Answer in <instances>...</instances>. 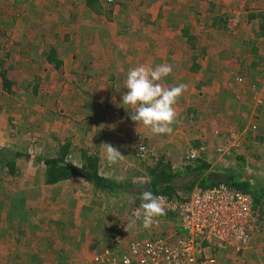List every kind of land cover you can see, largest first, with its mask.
<instances>
[{
  "label": "rangeland",
  "instance_id": "1",
  "mask_svg": "<svg viewBox=\"0 0 264 264\" xmlns=\"http://www.w3.org/2000/svg\"><path fill=\"white\" fill-rule=\"evenodd\" d=\"M17 1L20 0H0V31L3 32L0 33V65L7 62L8 67H15V71L9 74V80L13 83L10 91L5 88L4 82L0 85L3 90L1 95L7 98L0 99V264H92L94 258L105 249L102 246L112 242L108 239L114 228L127 227L133 199L128 200L123 195L117 200L100 193L95 196L96 200L93 196L96 192L90 190V185L81 179L44 185L42 174L45 168L42 164L38 165L37 156H58L61 145L71 143L72 149L67 159L79 165L81 150L106 153L102 145L114 147L108 136L122 129L129 132L133 127L128 124L131 120L129 112L120 106L126 90H120L118 86L115 88L111 105L113 111L119 108L118 114L109 123L96 126L94 124H97L99 114H89L88 111L95 110L82 108L83 97L77 87L79 80L83 75L94 76L83 88L93 89L91 100L98 101L100 96L95 89L99 81L106 84L109 72L129 66L127 59H135L140 53L154 52L158 58H165L167 53H171L177 61L174 66L184 60L183 56L190 60L191 56L186 55L190 45L185 43L181 32L184 24L195 28L199 49L217 43V46L214 44L216 51L206 52L215 57L212 63L229 69L228 75H232L230 79L234 86L228 90L229 95H225L226 104L218 102L219 107L210 117L204 118L198 114L197 118V115L191 116L192 113L187 115L186 111L176 109L177 102L178 123L173 125L172 134L152 135L149 138L145 129L138 130L140 135L129 137L131 142L154 147L159 156L156 159H143L146 162L139 160L129 143L133 151L130 161L134 162L128 165L129 168L124 167L125 171L129 169L127 176L139 173L144 177L142 181L147 183L149 168L162 155L173 161L175 169L183 168L188 150L195 146L196 139H200L202 144L208 142L211 149L207 159L214 166L211 168L213 180L221 179L219 177L224 169H239L238 166L242 164L238 165L235 157L245 154L248 159L242 165L244 170L264 181V39L255 37L257 20L250 22L248 19L250 13L264 11V0H177L179 7L174 9H161L163 0H118V4L122 3L119 8L114 7L113 23L107 16L100 19L85 11L76 14L78 7L86 6L83 0H29L22 4ZM103 1L107 4L108 0ZM56 4L63 8L58 10ZM28 7H31L30 11L35 7V20L31 18ZM197 13L200 16L194 18ZM216 16L223 19L220 28L212 26ZM28 18L37 25L35 33L32 31L28 34L18 27L23 26ZM66 18L69 19L67 22ZM107 25L113 29L110 27L112 30H107ZM126 27L130 28L129 32ZM55 34L58 35L54 37ZM57 40H61V49L65 44L71 46L70 51H64V59L70 54L75 55L67 71L65 64L60 71L39 70V66L44 68L43 64L27 62L21 59L16 48L13 49L17 42H25L27 45L21 47V52L27 50L26 55L31 56L29 49H33L35 54L32 53V59L36 60L40 52L48 50ZM166 41L171 42V46ZM8 53H11L9 57ZM217 56L221 59H217ZM119 58L122 60L115 64ZM142 61L147 64L145 59ZM236 65H241V72L235 70ZM73 71L78 72L79 77ZM202 77L207 79L206 75ZM119 79L117 77L113 83L120 85L122 81ZM218 82L217 79L211 84L217 86ZM37 84L38 90L35 91ZM210 91L214 94H205L211 99H223L215 95L217 88ZM185 98L189 99V96ZM15 107L17 110H13ZM181 114L185 115V119H180ZM258 114L261 117L256 116ZM66 117H71L73 121L89 117L88 120H93L94 124L86 122L78 125V120L72 123L71 128L64 122ZM58 118L64 119L60 127L56 122ZM253 125L257 126L254 130ZM89 127L92 130L88 131ZM53 134L62 138L61 145L53 141ZM226 144L229 148L225 152L216 153V146ZM232 145L237 147L233 148ZM16 153L23 156L16 159L14 169L17 173L13 175L6 163L12 164ZM254 155H257L255 159ZM130 165L134 166L132 171ZM111 167L108 171L103 166L101 175L112 174L117 179L123 176L121 163ZM140 183L136 179L134 184ZM174 183L184 185L182 180ZM220 254L219 261L225 264H264V223L263 231L253 238L242 256L232 250Z\"/></svg>",
  "mask_w": 264,
  "mask_h": 264
},
{
  "label": "trees",
  "instance_id": "2",
  "mask_svg": "<svg viewBox=\"0 0 264 264\" xmlns=\"http://www.w3.org/2000/svg\"><path fill=\"white\" fill-rule=\"evenodd\" d=\"M123 1V0H122ZM86 7L93 12L94 15L104 17L107 16L109 20L113 19V8L118 2L114 0L107 1V4H103L101 0H84ZM122 3V2H120ZM119 3V4H120ZM154 4V2H153ZM124 7V5H123ZM179 7V4L177 3V0H163L162 6H160L161 9H169V8H177ZM193 8V7H191ZM199 13H197L194 18H198ZM248 19L250 22H253L257 20V27L255 29V37L256 39H264V11L259 12H253L248 15ZM199 21V20H198ZM223 24V19L219 16L214 17L213 27H219ZM223 27V26H222ZM129 28V27H126ZM222 29V28H221ZM130 28L128 29L129 32ZM182 36L186 39L185 43L190 45L189 52L186 53V55L191 56L190 60L187 61L188 57L183 56L184 60H182L177 67L174 66L175 59L171 55V53H167V56L165 58H158L155 56V53H143L138 54V56H135L134 58L127 59V64L129 66H126L124 68H121L120 71L113 70L112 73L109 72L108 74V80L106 81H99L97 85V93L100 96L98 101H92L91 99L94 96V91L92 90H85L83 87L90 82L94 76H84L83 78L79 80L78 88L81 92V95L83 97L82 99V108L84 110H87L91 108L95 111H88L90 113H97L99 110V104H101L102 101L109 104L112 102L114 94H115V88L120 87V90H126L123 87V80L126 78L127 72L129 69L134 68L138 65H148L151 67H155L159 64H168L173 67V73L165 78L162 83L164 86H171V85H178L180 83H185L188 85V88L191 87L194 80V74L199 72L202 69V65L199 61L205 58L207 54V50L209 52H212L215 48V45L217 46V43H213V45L206 46L207 48L199 49L197 41L198 35H194L196 33L194 27L185 26L181 29ZM126 35V33H124ZM168 45L171 46V42L166 41ZM23 44L21 42H17L14 46L19 51V55L23 59H27V62H37L38 64H44L51 65L55 68V70L60 71L62 67L64 66V62L61 58V54L59 52L58 47L52 46L48 50L44 51L42 54L38 56L37 60L34 61L32 57L34 58L35 51L33 49H29L30 52L28 53L31 56L26 55V51L21 52V47ZM25 44L24 46H26ZM18 47V48H17ZM256 48V47H255ZM216 51V50H215ZM33 53V54H32ZM11 53L7 54V57H9ZM209 56V55H208ZM109 55L105 57L108 59ZM156 57V58H154ZM150 58V59H149ZM186 58V59H185ZM103 59V56H102ZM143 59L147 62V64L143 63ZM122 59H117V62L115 64H119ZM41 61V62H40ZM199 61V62H198ZM119 62V63H118ZM135 65V66H134ZM95 67V66H94ZM93 68V67H92ZM100 70V69H99ZM118 70V69H117ZM13 71H15V67L9 66L8 63L5 62L3 65H0V78L3 80L5 88L10 91V86L13 84L9 80V74H11ZM94 71V70H92ZM105 72V71H104ZM99 74L98 72H96ZM73 74L77 77H79L78 72H74ZM119 77L120 81L122 83L120 85H116L113 83ZM78 82V81H77ZM104 82V83H103ZM204 84H200L199 86L202 87ZM198 86V87H199ZM38 90V84L35 85V91ZM118 90V89H117ZM116 90V91H117ZM119 108H116L115 111L112 110V106L107 105L106 109H100L99 112L103 113L104 115L96 120L100 123L107 122L110 120H113L115 116L118 114L117 110ZM189 108L187 107V112ZM61 110V109H60ZM98 112V113H99ZM192 113L195 115L196 113L190 111L188 115ZM123 114H126L125 112ZM63 115L66 116L65 113ZM98 115V114H96ZM53 116H57L56 114H53ZM52 116V117H53ZM64 118V117H63ZM89 118V117H88ZM88 118L83 117L82 119L74 120L71 117H66L64 122H67L71 127L72 123H76L77 121L81 124H85L86 122H93V120H88ZM93 118V117H92ZM68 119V120H67ZM62 118H58L56 120L58 127H60L59 124L62 122ZM76 125V124H74ZM88 125V124H87ZM62 126V125H61ZM67 128V127H66ZM92 130V127L88 128V131ZM53 141H57L60 145L63 143L62 138H57V135H52ZM55 143V142H54ZM130 146L134 148V152L136 153V156H138L139 160V149L142 147L144 143H139L136 141H129ZM203 144L206 146L208 145V142H203ZM202 145L200 139H196L195 147L199 148ZM53 146V145H52ZM61 150L59 151L58 156L52 157V156H43L39 155L37 156V163L38 165L42 164L45 168L42 178V181L44 185H57L62 182H67L69 180L73 179H84L87 183H89L95 192L99 193H106L110 197L113 198H120L121 196L127 194L128 195V186L126 184L119 183L118 181L110 180L109 178L102 176L100 173V156L98 153H89L86 149L81 150V158H82V165L78 166L68 161V156L71 153L72 145L71 143H65L64 145H61ZM146 146V145H145ZM149 146V145H148ZM210 153V150H209ZM23 156L21 153H16L15 156L12 158L15 159L12 164L10 162L6 163L9 165V172L13 175L17 173V171L14 169L16 166V159ZM159 156V155H158ZM204 156V154H203ZM206 156V155H205ZM254 159L256 156L254 155ZM260 158V157H257ZM235 159L238 160L239 163L244 165L248 159L247 155H236ZM147 160V159H146ZM146 160H143L146 162ZM242 165L238 166L239 169H224L223 175H220L219 180H213L212 178V163L206 158L203 157L201 159L196 160L193 164L183 166L181 169H175L171 161L167 159L165 155H162L159 157L158 161L155 163L154 166H151L148 170L149 173V179L146 181L147 183L144 184L145 190H150L154 195L163 194L170 198H175L178 196V193H184L185 196H187L195 187H199L202 189H209L212 187H215L221 183H225L229 187L238 190L243 193H247L253 196L254 198V204L255 208L259 212L260 220L262 223H264V181L253 174H248ZM41 172V170H40ZM193 179L191 181H186L189 179ZM184 179H186L184 181ZM176 180H182L184 185H176L174 182ZM181 182V181H180ZM136 185V184H135ZM139 185V184H138ZM121 194V195H120ZM138 200L134 201V203L141 202L140 195L137 196ZM263 231V230H262ZM113 239V235L111 234L109 240ZM112 246V242L108 247ZM241 256V255H240ZM93 264V263H92Z\"/></svg>",
  "mask_w": 264,
  "mask_h": 264
},
{
  "label": "built area",
  "instance_id": "3",
  "mask_svg": "<svg viewBox=\"0 0 264 264\" xmlns=\"http://www.w3.org/2000/svg\"><path fill=\"white\" fill-rule=\"evenodd\" d=\"M215 148L222 153L229 147ZM209 150L204 144L190 148L186 164L207 158ZM139 157L158 158L155 148L145 145L139 149ZM156 196L162 198L165 214L147 229L139 220L128 232L124 226L114 228L112 246L101 251L94 264H225L219 261L220 253L232 250L242 256L263 230L253 196L225 183L209 189L195 187L187 196ZM140 204L133 202L130 218Z\"/></svg>",
  "mask_w": 264,
  "mask_h": 264
},
{
  "label": "clouds",
  "instance_id": "4",
  "mask_svg": "<svg viewBox=\"0 0 264 264\" xmlns=\"http://www.w3.org/2000/svg\"><path fill=\"white\" fill-rule=\"evenodd\" d=\"M172 73L173 67L168 64H159L155 67L141 64L129 69L123 80V87L127 92L122 95L120 106L129 112L130 119L138 127L147 129L152 135H170L174 131L173 125L178 123L175 105L188 85L180 83L164 86L162 81ZM101 147L105 150L110 164H117L124 158L121 152L110 144ZM184 161L185 166L194 163L186 164L185 159ZM140 198V207L127 222V232L136 227L138 220L142 227L147 229L158 217L165 214V205L161 197L154 195L150 190H144Z\"/></svg>",
  "mask_w": 264,
  "mask_h": 264
},
{
  "label": "crops",
  "instance_id": "5",
  "mask_svg": "<svg viewBox=\"0 0 264 264\" xmlns=\"http://www.w3.org/2000/svg\"><path fill=\"white\" fill-rule=\"evenodd\" d=\"M28 2L29 0H20V1H17L18 3H20V4H22V2ZM84 1V0H83ZM101 2H102V0H101ZM108 2H109V0H108ZM116 2H118V0H116ZM70 3H73V2H70ZM103 4H106V3H104V1L102 2ZM159 4V3H158ZM56 6H58V10L59 9H62L63 7L60 5H57L56 4ZM161 6H162V3H161ZM114 7H118L119 8V4H116ZM29 8H31V7H28L27 9L29 10ZM34 8V9H33ZM32 8V11H30L29 10V12H31V18H33L34 20H35V17H34V14H35V7H33ZM78 11L76 12V14H79L80 12H82V11H85V12H89V13H91V14H93V12L92 11H90L86 6H84L83 8H81V7H78V9H77ZM41 11H42V9H41ZM53 11V10H52ZM114 12H116L115 11V8H113V16H114ZM53 14H55L54 12H53ZM94 15V14H93ZM94 16H96V15H94ZM97 18H100V19H102L103 17H100V16H96ZM54 20L56 21L57 19H56V17H54ZM69 19H67L66 18V22L68 21ZM144 20L145 19H143L142 20V22H144ZM112 23H113V19L112 20H110ZM30 22H32L31 21V19L30 18H28V21L27 22H25L24 24H23V26H18L19 28H21L23 31H25V32H28V34L30 33V32H34L35 33V27L37 26V25H35V23L34 22H32V24L30 23ZM94 22H96V23H100L101 21H98V20H94ZM109 25V24H108ZM107 25V30L109 29H111L112 28V26H108ZM111 25V24H110ZM185 26H188L187 24H184ZM113 29V28H112ZM111 29V30H112ZM0 33H3L2 31H0ZM58 34H55L54 35V37H56ZM68 37V36H67ZM112 37V36H111ZM67 43V42H66ZM23 45H22V47H24V45H25V42L24 43H22ZM56 44H58V45H56ZM61 44V40H57L56 42H54V45L53 46H56V47H58V49L60 48H62L61 46H63L62 44ZM18 48V47H17ZM71 46H66V44H65V46H64V48L63 49H61V52H60V54H61V58H62V60H63V62H64V64H65V70L67 71V68H68V65L71 63V61L73 60V58H75V55H68L67 57L65 56V59H64V57H63V53H64V51L66 50V53L68 52V51H70L71 49ZM13 49H15V46H14V48ZM214 49V48H213ZM215 50V49H214ZM44 52V51H43ZM43 52H40L41 54L43 53ZM210 53V52H209ZM40 54H38V56H39ZM20 56V55H19ZM167 56V55H166ZM21 57V56H20ZM218 57V58H217ZM216 58L217 59H221V57H219V56H217ZM21 59H23V58H21ZM27 60V59H26ZM36 60H37V58H36ZM36 60H34V61H36ZM117 60V59H116ZM212 60H215V57H213V56H206L205 58H203L202 60H200L199 59V61H200V63H201V65H202V69L199 71V72H197L196 74H194V80H193V84L191 85V87L190 88H187V90L182 94V99H179L178 100V106H177V110H182V111H186L187 112V107L189 108L188 110V112L186 113L187 115L189 114V112L190 111H192V112H194V113H196L195 115H197V118H198V114H200V115H203V117L204 118H207V117H210L211 115H212V112L217 108V107H219L218 105H217V103L218 102H220L221 103V105H224V104H226V97H225V95H227L228 94V90L230 89V88H232V86H234L233 85V83L231 82V79H230V77L232 76H229L228 74H229V69H227L226 67H223V66H219V65H216L215 63H212L211 61ZM31 62H32V60H30ZM198 61V62H199ZM206 61H207V63H206ZM117 62V61H116ZM119 63V62H118ZM206 63V64H205ZM209 63V64H208ZM38 64V63H37ZM44 65V68H43V66H39V70H41V69H46L47 68V70H55V68L54 67H52L51 65H47L46 63H44L43 64ZM210 65H212L211 67H209ZM178 66V65H177ZM177 66H175V67H177ZM240 67H241V65H236L235 66V70H238V71H240L241 69H240ZM242 68V67H241ZM121 69H119L118 68V70H116L117 72L118 71H120ZM204 72V73H203ZM241 72V71H240ZM207 76V79H204V77H202L201 78V76ZM209 75H211V76H209ZM239 78V76L237 75V77H236V79H238ZM1 79V78H0ZM217 79H218V85L216 86V85H213V84H211V81L212 82H214V81H216L217 82ZM3 83V81H2V79H1V81H0V85ZM200 84H204V85H202V87L201 86H199ZM235 84H237V82L235 83ZM210 85H212V86H210ZM199 86V87H198ZM217 88V93H215V95H217V96H221L223 99V101L222 100H215V99H211L209 96H207L206 94H205V92L206 93H213L214 94V92H211L210 90L211 89H216ZM220 88V89H219ZM2 89H0V99H2V98H4L2 95H1V93H2V91H1ZM227 90V91H226ZM126 92H127V89H126ZM230 93V92H229ZM229 95V94H228ZM7 96V95H6ZM187 96H189V99H186L185 97H187ZM8 97V96H7ZM5 100L7 99V98H4ZM184 99V100H183ZM229 100V99H228ZM187 101H190V102H192V103H187ZM195 101H197V102H195ZM14 104H15V102H14ZM104 104V105H103ZM100 106H99V110L100 109H106V106H107V103H101V104H99ZM108 105H110V106H112L111 105V103L110 104H108ZM1 106H2V103H1V101H0V108H1ZM23 107V106H22ZM21 107V108H22ZM20 108V109H21ZM19 109V110H20ZM13 110H17V107H15V109H13ZM99 110L97 111V114H99V118L100 117H102L103 116V113H101V112H99ZM112 110H113V108H112ZM99 112V113H98ZM182 115V118H180V119H185V115H183V114H181ZM127 116V114H125V117ZM191 116H194L193 114H191ZM256 116H258V117H261L259 114L258 115H256ZM211 119L213 120V117H211ZM89 124V123H88ZM93 124H94V122H93ZM132 128H131V130L128 132L127 131V129H122L121 130V132H118L117 134H111V135H109L108 137H109V140H111L112 141V143H114V147L115 148H117L120 152H121V154H122V156H124V158H122L118 163H121L122 164V170H121V175H123V176H121V177H124L123 179H121V177L120 178H116V177H114V175H112V174H108V176H105V177H107V178H109L110 180H114V181H118L119 183H122V184H126V186H128V195L127 194H125V196H127L126 198L129 200V199H133V201H131V202H134V201H136V200H138V198H137V196L138 195H140L141 194V191L140 190H143V189H145L144 188V181H142V179L144 178L143 177V175H136V174H134V176H127L128 174H126L127 172V170H129L128 168V165L129 164H133V162L134 161H130V159H132V155H133V151H131V148H130V146H129V139L130 138H132L134 135H137V134H139L140 135V133H138V130H141V131H144L145 130V128H143V127H138V125H136L132 120H130V122L128 123ZM89 125H91V123L89 124ZM94 125H96V126H103V124L102 123H100L99 124V121H97V124L95 123ZM129 125H127L126 127L127 128H129ZM109 130V129H108ZM135 133V134H134ZM148 133H149V131L147 132V135H148ZM151 136H152V134H150L149 133V138H151ZM130 137V138H129ZM98 153V155L100 156V171H102V167L104 166V168L103 169H107L108 171H110V167L111 166H113V164H110L109 162H108V160H107V158H106V153H102V152H100V151H98L97 152ZM166 154H169V152L168 153H166ZM257 156V155H256ZM117 163V164H118ZM171 163H173V161H171ZM80 165H82V158H81V162H80V164L78 165V166H80ZM103 165V166H102ZM173 165H174V163H173ZM125 166H127L128 168H127V170L125 171V169L126 168H124ZM131 167V171L133 170V168H134V166L133 165H130ZM214 166L212 165V167L211 168H213ZM112 168V167H111ZM103 172V171H102ZM123 173H125V174H123ZM104 175H106V173L104 174ZM103 176V175H102ZM132 178H135V180L133 181V179ZM81 178H79V179H73V180H69V181H67V182H76V181H79ZM136 179H139V181H141L142 183H140L139 185H135L134 183H135V181H136ZM81 180H84V179H81ZM124 180V181H123ZM85 181V180H84ZM86 182V181H85ZM64 183H66V182H64ZM87 183V182H86ZM60 184V183H59ZM62 184V183H61ZM89 184V183H88ZM90 185V184H89ZM133 189H140V190H138V191H136V190H134V191H132ZM90 190H94L92 187H91V185H90ZM100 193L99 192H96V195L94 194L93 196L95 197V196H97V195H99ZM101 195L102 196H104V195H106V193L104 194V193H101ZM121 195V194H120ZM122 197V196H121ZM121 197L120 198H116L117 200H120L121 199ZM96 198V197H95ZM112 199H113V197H111ZM126 199V200H127ZM96 200H97V198H96ZM109 227V226H108ZM109 237H107V239H108ZM109 240V239H108ZM110 245V242H108V244L106 243L104 246H102V248L104 249V248H106V247H108ZM102 248H100V250H103ZM234 258V257H233Z\"/></svg>",
  "mask_w": 264,
  "mask_h": 264
}]
</instances>
